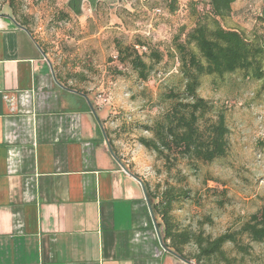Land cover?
I'll return each instance as SVG.
<instances>
[{
	"label": "rangeland",
	"instance_id": "obj_1",
	"mask_svg": "<svg viewBox=\"0 0 264 264\" xmlns=\"http://www.w3.org/2000/svg\"><path fill=\"white\" fill-rule=\"evenodd\" d=\"M79 2L15 0V17L36 37L59 81L86 93L100 137L115 159L148 185L151 201L174 187L170 214L177 228L212 238L238 229L264 203V78L252 79L244 71L200 76L198 95L212 104L211 116L225 115L227 152L212 162L181 157L175 150L161 157L139 138L152 136L150 128L170 105L162 94L183 88L176 44L184 41L206 2L178 0L173 11L165 1ZM118 44L148 46L141 53L150 66L145 80L119 60ZM153 52L161 54L159 61ZM158 229L162 237V225ZM193 240L183 252L196 264ZM238 242L245 249L225 243L226 259L216 256L209 264H264V242L246 235Z\"/></svg>",
	"mask_w": 264,
	"mask_h": 264
},
{
	"label": "crops",
	"instance_id": "obj_2",
	"mask_svg": "<svg viewBox=\"0 0 264 264\" xmlns=\"http://www.w3.org/2000/svg\"><path fill=\"white\" fill-rule=\"evenodd\" d=\"M222 23L264 33V0H234ZM98 124L0 3V264H193L163 244L143 179Z\"/></svg>",
	"mask_w": 264,
	"mask_h": 264
},
{
	"label": "trees",
	"instance_id": "obj_3",
	"mask_svg": "<svg viewBox=\"0 0 264 264\" xmlns=\"http://www.w3.org/2000/svg\"><path fill=\"white\" fill-rule=\"evenodd\" d=\"M177 1L165 0L172 11L175 10ZM233 1L209 0L205 11L199 14L194 26L186 32L184 41L176 44L183 88L162 94V98L169 101L170 105L150 128L152 136L139 138L143 146L161 157L175 150L181 157L212 162L224 157L227 152L229 130L225 115L220 111L211 116L212 104L198 95L200 76L222 77L244 71L252 79L264 78V33L255 31L252 37H248L244 32L226 28L222 23V19L230 13ZM14 2L15 0H6L15 17ZM16 20L28 29L25 23ZM133 47L118 44V58L120 61H127L137 72V76L145 80L150 66ZM146 47L148 51V46ZM151 55L156 61L161 58L159 52ZM56 79L66 89L86 95L85 92L64 85L57 76ZM89 107L92 110L90 101ZM109 148L114 156L110 144ZM143 186L153 214L161 218V224L157 222V226L163 227V244L182 259L189 260L183 248L193 237L198 248L196 264H209L211 258L216 256L226 259L223 250L225 243H233L240 249H245L238 242L242 235H246L253 242H264V203L236 230L224 231L213 238L202 234L194 236L188 230L177 228L172 220L170 211L175 197L173 186L166 188L160 200L155 203L151 201L152 192L144 181Z\"/></svg>",
	"mask_w": 264,
	"mask_h": 264
},
{
	"label": "built area",
	"instance_id": "obj_4",
	"mask_svg": "<svg viewBox=\"0 0 264 264\" xmlns=\"http://www.w3.org/2000/svg\"><path fill=\"white\" fill-rule=\"evenodd\" d=\"M157 12L160 11V9H156ZM146 35H149V33L147 32ZM134 48L141 54L143 52L147 51V47L144 44H135Z\"/></svg>",
	"mask_w": 264,
	"mask_h": 264
},
{
	"label": "flooded vegetation",
	"instance_id": "obj_5",
	"mask_svg": "<svg viewBox=\"0 0 264 264\" xmlns=\"http://www.w3.org/2000/svg\"><path fill=\"white\" fill-rule=\"evenodd\" d=\"M72 1H75L76 2V5H77V3H78L79 0H72Z\"/></svg>",
	"mask_w": 264,
	"mask_h": 264
},
{
	"label": "water",
	"instance_id": "obj_6",
	"mask_svg": "<svg viewBox=\"0 0 264 264\" xmlns=\"http://www.w3.org/2000/svg\"><path fill=\"white\" fill-rule=\"evenodd\" d=\"M96 116V115H95ZM173 252V251H172ZM174 253V252H173ZM175 254V253H174ZM176 255V254H175ZM178 256V255H177Z\"/></svg>",
	"mask_w": 264,
	"mask_h": 264
}]
</instances>
